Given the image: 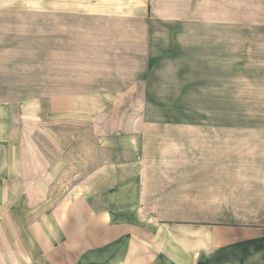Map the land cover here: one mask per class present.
I'll return each instance as SVG.
<instances>
[{
	"label": "rangeland",
	"instance_id": "374dc122",
	"mask_svg": "<svg viewBox=\"0 0 264 264\" xmlns=\"http://www.w3.org/2000/svg\"><path fill=\"white\" fill-rule=\"evenodd\" d=\"M1 126L68 186L139 144L144 216L264 226V0H0Z\"/></svg>",
	"mask_w": 264,
	"mask_h": 264
},
{
	"label": "crops",
	"instance_id": "0c3cea01",
	"mask_svg": "<svg viewBox=\"0 0 264 264\" xmlns=\"http://www.w3.org/2000/svg\"><path fill=\"white\" fill-rule=\"evenodd\" d=\"M6 133L1 126L10 141L0 144V264H264V226L144 216L139 144L108 141L98 167L68 186L63 154L42 156L40 144Z\"/></svg>",
	"mask_w": 264,
	"mask_h": 264
}]
</instances>
